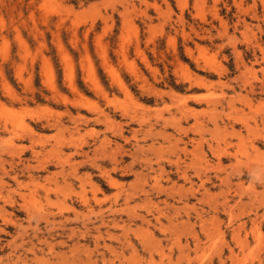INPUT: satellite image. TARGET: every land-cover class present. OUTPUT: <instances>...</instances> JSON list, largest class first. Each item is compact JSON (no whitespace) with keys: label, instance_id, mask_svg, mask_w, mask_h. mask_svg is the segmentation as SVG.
<instances>
[{"label":"rangeland","instance_id":"obj_1","mask_svg":"<svg viewBox=\"0 0 264 264\" xmlns=\"http://www.w3.org/2000/svg\"><path fill=\"white\" fill-rule=\"evenodd\" d=\"M0 264H264V0H0Z\"/></svg>","mask_w":264,"mask_h":264},{"label":"bare ground","instance_id":"obj_2","mask_svg":"<svg viewBox=\"0 0 264 264\" xmlns=\"http://www.w3.org/2000/svg\"><path fill=\"white\" fill-rule=\"evenodd\" d=\"M91 77H92V80H93L94 84H95L96 86H98V82H97V80H96V77H95L94 75H92ZM116 79L118 80V83H119L120 85H122L121 82H120V80H119V78H118L117 76H116ZM183 150H186V148L184 147Z\"/></svg>","mask_w":264,"mask_h":264}]
</instances>
